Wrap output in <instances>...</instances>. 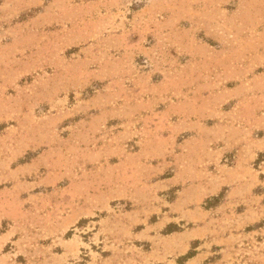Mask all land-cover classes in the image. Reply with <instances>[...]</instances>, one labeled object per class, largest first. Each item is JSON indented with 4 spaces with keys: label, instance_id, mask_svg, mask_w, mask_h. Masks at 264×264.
<instances>
[{
    "label": "rangeland",
    "instance_id": "obj_1",
    "mask_svg": "<svg viewBox=\"0 0 264 264\" xmlns=\"http://www.w3.org/2000/svg\"><path fill=\"white\" fill-rule=\"evenodd\" d=\"M0 264H264V0H0Z\"/></svg>",
    "mask_w": 264,
    "mask_h": 264
}]
</instances>
